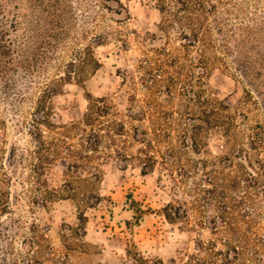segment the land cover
I'll use <instances>...</instances> for the list:
<instances>
[{
  "label": "rangeland",
  "instance_id": "374dc122",
  "mask_svg": "<svg viewBox=\"0 0 264 264\" xmlns=\"http://www.w3.org/2000/svg\"><path fill=\"white\" fill-rule=\"evenodd\" d=\"M69 3L0 67V264H264V0Z\"/></svg>",
  "mask_w": 264,
  "mask_h": 264
},
{
  "label": "trees",
  "instance_id": "16d2710c",
  "mask_svg": "<svg viewBox=\"0 0 264 264\" xmlns=\"http://www.w3.org/2000/svg\"><path fill=\"white\" fill-rule=\"evenodd\" d=\"M69 0H0V67H42L72 28Z\"/></svg>",
  "mask_w": 264,
  "mask_h": 264
},
{
  "label": "flooded vegetation",
  "instance_id": "af4514ba",
  "mask_svg": "<svg viewBox=\"0 0 264 264\" xmlns=\"http://www.w3.org/2000/svg\"><path fill=\"white\" fill-rule=\"evenodd\" d=\"M204 70H202V72H203ZM198 72H201V71H198ZM173 78V77H172ZM174 81V79H171V82H173ZM172 84H170L169 85V88H171L172 86H171ZM166 92V95H171L172 94V91L170 90V89H166V90H164V89H161V91L160 92ZM193 93L191 94L190 93V90H186L185 91V95L188 97V98H196V97H200V95H199V91H192ZM192 96V97H191Z\"/></svg>",
  "mask_w": 264,
  "mask_h": 264
}]
</instances>
